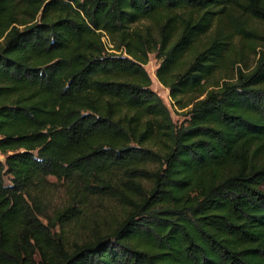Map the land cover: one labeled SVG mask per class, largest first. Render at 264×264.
Wrapping results in <instances>:
<instances>
[{
    "label": "trees",
    "instance_id": "trees-1",
    "mask_svg": "<svg viewBox=\"0 0 264 264\" xmlns=\"http://www.w3.org/2000/svg\"><path fill=\"white\" fill-rule=\"evenodd\" d=\"M263 27L264 0H0V264H264ZM93 198L124 215L71 242Z\"/></svg>",
    "mask_w": 264,
    "mask_h": 264
},
{
    "label": "rangeland",
    "instance_id": "rangeland-1",
    "mask_svg": "<svg viewBox=\"0 0 264 264\" xmlns=\"http://www.w3.org/2000/svg\"><path fill=\"white\" fill-rule=\"evenodd\" d=\"M264 31V27H263ZM108 46H111L108 38L104 39ZM246 46H243L245 49ZM255 54L253 51H247L244 57L243 63L240 65L243 68L252 67L255 64ZM161 64V60L158 59L156 53H151L149 56V62L145 65L151 79L152 89L158 93L164 102L168 105L174 121L180 124L184 121L185 116L182 110L177 106L170 95V89L164 86L157 77V69ZM236 71V67L230 64L227 71L219 74L221 79H228L232 77ZM0 159H5L4 155L0 153ZM46 183L47 191L44 199V204L49 210V213L62 206L68 200L67 181L59 180L56 177L49 176ZM8 182V181H7ZM264 189V184L262 186ZM88 215H84L82 219L77 222H71L65 227V233L71 242L75 240H84L87 234L92 231L93 227L97 226V223L101 220L108 222H115L122 219L124 215L123 208L116 204L114 201L105 198H93L88 206Z\"/></svg>",
    "mask_w": 264,
    "mask_h": 264
}]
</instances>
